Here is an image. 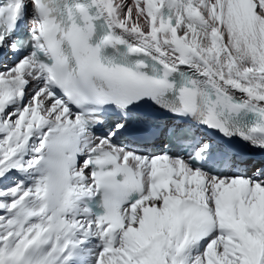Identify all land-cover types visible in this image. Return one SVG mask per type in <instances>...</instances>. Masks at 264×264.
<instances>
[{
	"label": "snow or ice",
	"instance_id": "snow-or-ice-1",
	"mask_svg": "<svg viewBox=\"0 0 264 264\" xmlns=\"http://www.w3.org/2000/svg\"><path fill=\"white\" fill-rule=\"evenodd\" d=\"M0 264H264V0H0Z\"/></svg>",
	"mask_w": 264,
	"mask_h": 264
}]
</instances>
